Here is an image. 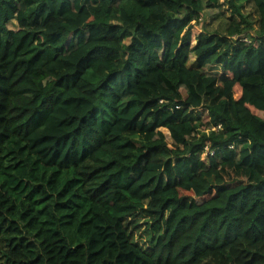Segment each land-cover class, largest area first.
I'll use <instances>...</instances> for the list:
<instances>
[{
	"label": "trees",
	"instance_id": "1",
	"mask_svg": "<svg viewBox=\"0 0 264 264\" xmlns=\"http://www.w3.org/2000/svg\"><path fill=\"white\" fill-rule=\"evenodd\" d=\"M245 1L219 32L201 0H0V264H264Z\"/></svg>",
	"mask_w": 264,
	"mask_h": 264
},
{
	"label": "rangeland",
	"instance_id": "2",
	"mask_svg": "<svg viewBox=\"0 0 264 264\" xmlns=\"http://www.w3.org/2000/svg\"><path fill=\"white\" fill-rule=\"evenodd\" d=\"M227 0H201L203 5V11L201 13V19L199 26L208 31H219L222 32L225 28V24L230 18H233L231 11L226 2ZM241 15H243L248 22L253 26V31L257 29L258 14L250 0L242 3L239 9ZM113 22H118L113 19ZM13 28V25L10 26ZM128 39H126V43ZM221 174L225 180L231 179H243L246 181H252L255 178L251 172L244 170H238L233 165H221ZM135 240L141 243L143 246H147L148 243L145 239V235L140 236L139 233L135 234Z\"/></svg>",
	"mask_w": 264,
	"mask_h": 264
},
{
	"label": "built area",
	"instance_id": "3",
	"mask_svg": "<svg viewBox=\"0 0 264 264\" xmlns=\"http://www.w3.org/2000/svg\"><path fill=\"white\" fill-rule=\"evenodd\" d=\"M243 41H244L245 43H247V42H248V39H243ZM219 128H220V126H216V127H213L212 130L216 131V130H218Z\"/></svg>",
	"mask_w": 264,
	"mask_h": 264
}]
</instances>
